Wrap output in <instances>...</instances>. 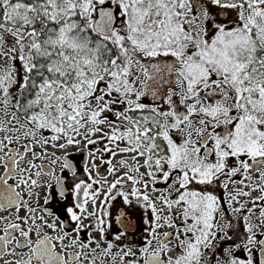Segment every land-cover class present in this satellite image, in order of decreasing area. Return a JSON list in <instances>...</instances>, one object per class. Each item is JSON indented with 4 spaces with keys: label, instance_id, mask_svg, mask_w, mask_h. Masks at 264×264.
Returning <instances> with one entry per match:
<instances>
[{
    "label": "snow or ice",
    "instance_id": "6c2138e0",
    "mask_svg": "<svg viewBox=\"0 0 264 264\" xmlns=\"http://www.w3.org/2000/svg\"><path fill=\"white\" fill-rule=\"evenodd\" d=\"M0 264H264V0H0Z\"/></svg>",
    "mask_w": 264,
    "mask_h": 264
}]
</instances>
